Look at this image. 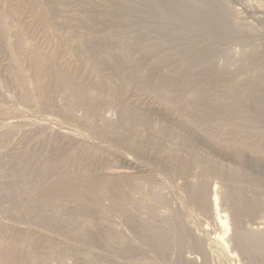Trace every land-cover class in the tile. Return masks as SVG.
<instances>
[{
  "label": "rangeland",
  "instance_id": "1",
  "mask_svg": "<svg viewBox=\"0 0 264 264\" xmlns=\"http://www.w3.org/2000/svg\"><path fill=\"white\" fill-rule=\"evenodd\" d=\"M1 1L0 44L14 47L13 33L23 30L30 44L56 60L55 74L106 98L101 77L118 95L89 116L69 110L65 87L51 98L36 92L21 101L0 50V132L6 134L0 141V264H264L263 240L256 252L234 241L247 233L264 239V0H136V11L119 0L103 7L92 0ZM66 10L93 18L92 42L73 49L72 37L89 29L73 20L62 34ZM2 20L8 31L15 25L9 36L2 34ZM192 92L197 97L185 108ZM246 93L257 103L245 101ZM125 109L144 121L131 118L122 127ZM228 182L242 197L226 204ZM194 184H206L211 199L220 194V214L230 222L226 238L237 249L228 261L194 247L198 237L204 243L223 234L213 207L197 204ZM246 198L252 210L242 209ZM159 230L169 237L162 249Z\"/></svg>",
  "mask_w": 264,
  "mask_h": 264
},
{
  "label": "bare ground",
  "instance_id": "2",
  "mask_svg": "<svg viewBox=\"0 0 264 264\" xmlns=\"http://www.w3.org/2000/svg\"><path fill=\"white\" fill-rule=\"evenodd\" d=\"M1 1V0H0ZM58 0H56V2H57ZM62 1V0H61ZM61 1H58L59 2V4H60V2ZM108 0H92V2L94 3V5H96V6H101V7H103L105 4H106V2H107ZM139 1V0H138ZM53 2H55L54 0H53ZM57 2V3H58ZM119 2H120V4H122L123 6H125V7H132L134 10H135V8H137V7H134V4L136 3V0H119ZM139 2H145L146 4L147 3H153V4H155V2H157V1H155V0H140ZM138 2V4H140ZM1 3H2V1H1ZM63 3L64 4H68V0H63ZM141 3V4H142ZM59 4H57V5H59ZM61 4H62V2H61ZM140 4V5H141ZM172 4V3H171ZM63 5V4H62ZM69 5V4H68ZM68 5H67V7H68ZM142 5H145V4H142ZM150 5H152V4H150ZM157 5H159L160 6V4L159 3H156V6ZM136 6H137V4H136ZM155 6V5H154ZM59 7H61V5L59 6ZM63 7V6H62ZM64 7H65V5H64ZM144 7V6H143ZM146 7V6H145ZM149 7H151V6H149ZM170 7V6H169ZM156 8V7H155ZM159 8H161V15H163V17H169V15L167 16V12L169 13V10L166 12L164 9H162V6L161 7H159ZM64 9V8H63ZM146 9H147V7H146ZM167 9V8H166ZM59 10V9H58ZM61 10H62V8L60 9V11L59 12H61ZM67 10H69V12H71L70 11V9L69 8H67ZM67 10H66V12H67ZM79 10V9H78ZM137 10V9H136ZM135 10V11H136ZM159 10V9H158ZM160 11V10H159ZM63 12H64V10H63ZM65 12V13H66ZM139 12V11H138ZM0 13H1V10H0ZM3 13V12H2ZM62 13V12H61ZM4 14V13H3ZM3 14H0V15H3ZM5 14H6V12H5ZM67 14H69L68 12L66 13V16H64V18L63 19H65V17L67 18L66 20H65V22H64V20L62 21L61 19L59 20L58 18V21L60 22H64L63 24H65V28L66 29H64V27H62L63 28V30H64V32L62 33V34H67L68 35V31H66V33H65V30H68L67 29V27L68 28H70V24H71V22L74 20L75 22H80L81 21V23H83V24H85L86 26H87V28L90 30H87L86 31V33H84V34H82V35H79L78 37H72V45H73V47H71V48H73L74 50L75 49H77V48H81L84 44H86V43H89V42H92L95 38H96V35H95V32H92V27H93V25H95V21L93 20V18H91V17H89V16H85L84 14H82V13H77V14H74V13H72L73 15H67ZM140 14H141V11H140ZM7 15V14H6ZM104 16H106L105 14L103 15V18H105ZM4 17V16H3ZM3 17H2V19H3ZM10 17H8V19H9ZM61 18H62V16H61ZM5 19V18H4ZM6 19H7V16H6ZM8 19H7V21H8ZM0 20H1V18H0ZM5 21V20H4ZM4 21L2 20L1 21V31H2V34L3 35H6V36H9L8 34H9V32L11 33L12 31H13V29H14V31H15V28H14V26L15 25H13L12 26V31H8V28H7V26H6V24H4ZM11 22H12V20H11ZM11 22H10V19H9V22H6L5 21V23H9V26H11L10 24H11ZM58 22V27L60 26V25H62V26H64L62 23H59ZM8 26V27H9ZM18 28V27H17ZM61 28V27H60ZM59 28V29H60ZM9 29H11V28H9ZM59 29H57V31L56 32H61ZM21 30V28L19 29V31ZM62 30V31H63ZM23 32V34H21ZM22 32H19V34H18V32L17 33H13V34H17V36L18 37H16V35H14L15 37H16V39H17V43H15V41H14V43H15V46L13 47L12 45H14L13 43H12V45H9V44H5L4 45V42H3V44H0V50L2 51V56H3V59H4V64L6 65V67H5V69L4 70H6L5 71V73H7V75L5 74V76L6 77H8V79H9V81H11V84H13L14 85V88H15V90L18 92V94L19 95H17V97L19 96V100H21V101H24V102H28L29 100H31V98H32V96H33V94H35L36 92L37 93H40V94H43V96H48L49 98H51V97H53V96H56V94H57V92H56V90H58V89H61V88H63V87H65L64 89H66L67 90V92H69L70 91V93H69V97H70V101H69V103H68V105H67V107L69 106V110L71 109L72 110V108H75V109H79L80 111H82V112H84L83 114H87L88 116L89 115H92V114H95V113H98V112H101V111H104L105 109H107V107H109V104H110V102L115 98V96L116 95H118V90L116 89V87L113 85V83L111 82V81H108L107 79H104V78H101L100 76V78L98 79V82L100 83V84H102L104 87H105V90H107V93H108V97H106V98H104L102 95H100L99 93H97V92H93L90 88H85V87H82V86H79L77 83H75V82H73L69 77H64V75H62V74H58L57 75V73L55 74L54 73V69L52 68V66H54V63H56V60H55V62H53V60H49L50 59V56L47 58L46 56H45V54H43L42 53V48L40 47V49L38 48L39 46H34L35 44H34V42H33V44L34 45H32V44H30L29 43V40H28V36L26 37L25 35H24V33H25V31H23L22 30ZM55 32V33H56ZM59 34H61V33H59ZM61 34V35H62ZM56 35V34H55ZM67 35H65V36H67ZM70 35V34H69ZM30 37V36H29ZM57 37V36H56ZM56 37H55V40H56ZM59 37H61V36H59ZM59 37H57V40H58V42H57V44H54V45H56V46H58V48H59V45H58V43H60V41H59ZM71 37V36H70ZM103 37V36H102ZM101 37V38H102ZM9 38V37H8ZM11 38V37H10ZM9 38V39H10ZM61 38H63V35H62V37ZM60 38V39H61ZM30 39V38H29ZM64 39H66L67 41L68 40H71V39H68L67 37H65ZM106 39L107 38H105V36H104V41H106ZM63 40V39H62ZM10 40H8V42H9ZM13 42V41H12ZM55 42V41H54ZM53 42V43H54ZM62 42V44L61 45H64L65 44V40H64V43H63V41H61ZM71 42L69 41V42H66V44L67 43H70L71 44ZM56 43V42H55ZM130 44V43H129ZM129 44H128V46H129ZM38 45V44H37ZM68 45V44H67ZM65 46V45H64ZM56 48V47H55ZM60 48H61V50L60 51H63L62 50V46H60ZM65 48V47H64ZM67 49V48H66ZM66 51V50H65ZM68 51V50H67ZM24 54V55H23ZM25 54H27V56H28V58H27V62H25V60H24V62H25V64H24V62H23V64H22V58L23 57H25V59H26V55ZM22 55H23V57H22ZM24 59V58H23ZM52 59V58H51ZM53 63H52V62ZM1 63V62H0ZM27 63V64H26ZM3 65V63L2 64H0V68H1V66ZM23 65H28L27 67H28V70H29V72L28 71H26L25 70V67H23ZM4 67V66H3ZM2 67V68H3ZM137 68V67H136ZM132 69H134V67L132 66ZM138 69V68H137ZM136 69V70H137ZM28 72V74L29 75H31V76H33V78L34 79H32V81H31V83L33 82V84H30V82H29V80H30V78L29 77H31V76H29L28 74V78H29V80H28V78H27V76H26V72ZM133 71H135V70H133ZM136 72V71H135ZM36 77H37V79H36ZM38 78H41V81H40V79L38 80ZM36 79V80H35ZM35 80V81H34ZM38 81V82H37ZM29 83V84H28ZM13 85H11V86H13ZM232 85V84H231ZM234 87V86H233ZM232 87V88H233ZM32 90H31V89ZM231 88V87H230ZM245 90V89H244ZM33 91V92H32ZM238 92V91H237ZM249 92V91H248ZM241 93V92H240ZM239 93V94H240ZM245 93V91L244 92H242V94H244ZM238 94V95H239ZM242 94H240L241 96H243ZM247 94V93H246ZM244 95V97H246L245 99V101H247L248 100V102L249 101H251V102H253V103H257V101H255L257 98H255V99H253V97H251V95L249 96L248 94L247 95ZM66 95V94H65ZM240 95L239 96H236L235 95V97H237L236 99H237V101H241V99L239 98L240 97ZM253 96V95H252ZM63 97V95L61 96V98ZM189 97V98H188ZM187 98V100H186V105H187V107H185V108H188L189 107V104L193 101V103H194V100L196 99V93H194V92H192V94L191 95H189ZM233 97H234V95H233ZM233 97H232V100H233ZM235 97H234V99H235ZM256 97V96H255ZM64 98V100H65V96L63 97ZM167 98H169V97H167ZM243 98V97H242ZM239 99V100H238ZM231 100V101H232ZM63 101V100H62ZM235 101V100H234ZM239 101V102H240ZM233 102V101H232ZM241 102H243V101H241ZM240 102V103H241ZM235 103V102H234ZM236 103H238V102H236ZM239 104V103H238ZM259 105V104H258ZM261 105V104H260ZM234 106H236V104H234ZM238 106V105H237ZM256 106V105H255ZM3 107V106H2ZM1 107V108H2ZM5 107V106H4ZM233 107V106H232ZM1 108H0V110H1ZM65 109V110H64ZM5 110V109H4ZM63 110L64 111H66V112H68L67 110H68V108H67V110H66V107L64 106L63 107ZM62 110V111H63ZM187 110V109H186ZM185 110V111H186ZM190 110V109H189ZM122 111H124V113H122L123 114V116H120L121 117V120H119L120 121V124L122 125V127H128L129 125H127L128 123V121L131 119V118H133L134 120H140L141 122H143L140 118H142V117H140V116H137L138 114H132V111L131 112H129V110H127V109H125V110H122ZM188 111V110H187ZM3 112V110H1L0 111V114ZM11 113L12 112H14V111H10ZM9 113V112H8ZM16 113V112H15ZM104 113V112H103ZM3 114V113H2ZM4 114L6 115L7 113L6 112H4ZM17 114V113H16ZM65 114H68V113H64V115ZM19 115V114H18ZM105 115V114H104ZM3 116V115H2ZM13 117V116H12ZM15 117H16V115H15ZM106 117V116H105ZM3 119V118H2ZM106 119V118H105ZM119 119V118H118ZM132 119V120H133ZM145 119V118H144ZM11 120V119H10ZM12 121V120H11ZM131 121V120H130ZM139 121V122H140ZM136 122H138V121H136ZM140 122V123H141ZM17 123H18V120H17ZM110 124V123H109ZM11 125H13V124H11ZM111 125V124H110ZM113 126V125H112ZM120 126V125H119ZM3 127V126H2ZM14 127V126H13ZM12 127V128H13ZM121 127V126H120ZM125 127V128H126ZM1 129V128H0ZM4 129V128H3ZM7 129V128H6ZM5 129V130H6ZM109 129V128H108ZM7 131H8V129H7ZM3 132V131H2ZM6 134H4V133H1L0 132V141H1V143H2V139L4 140V139H6ZM5 141V140H4ZM154 171V170H153ZM187 178V177H186ZM128 180V179H127ZM232 180V179H231ZM123 181H125V180H123ZM225 181V180H224ZM229 181V180H228ZM118 182V181H117ZM116 181H115V183H116V185L118 184ZM120 182V181H119ZM232 182V181H231ZM115 183H113V185H115ZM129 183V182H128ZM193 183V182H192ZM199 183V182H198ZM225 183V182H224ZM226 183H227V181H226ZM233 183V182H232ZM200 184V183H199ZM228 184H229V182H228ZM115 185V186H116ZM125 185V184H124ZM123 185V186H124ZM195 185V184H194ZM206 185V184H205ZM205 185H199V186H197L196 187V185H195V188L192 190L193 192H194V195L195 196H193L195 199H197V204L199 205V204H201V206L200 207H202L203 208V206H204V208L205 207H207L208 206V208L210 209L211 208V206L213 207V210H214V219H215V225H218L221 229H223L222 231H223V234L221 233H217L216 232V234L214 233V235H213V237L212 238H210V240H209V242H206L205 240V242L204 243H206V244H204L203 242L202 243H200V242H198V239H199V237H198V239L194 242V240H193V242H194V247L195 248H197L198 250H200V251H203L204 252V255H206L207 256V254L208 253H210V255L211 254H213V256L215 255V257L216 258H220L221 260H230V259H232V256L234 255H232V253H233V251H231V250H237L236 248H230L229 247V245H231L232 246V244L230 243L231 241L229 240V239H227L226 238V236H227V231H228V228H229V226H230V222H229V220L226 218V217H224L223 215H225V214H223L222 213V211H221V209H219V197L218 196H220V194L218 195L217 193H215V195H214V198L213 199H211V196H208V187H205ZM101 186V185H100ZM114 186V187H115ZM118 186V185H117ZM117 186H116V188H117ZM122 186V187H123ZM193 186V185H192ZM113 187V186H112ZM121 187V188H122ZM224 187H225V185H224ZM176 188V187H175ZM207 188V189H206ZM179 189V188H178ZM227 189V192L224 194L225 196H224V203H230V201L232 200V198H234V196H236V195H239V192L241 191L240 189H236V187L234 186V185H232V184H229V185H227L226 184V188H225V190ZM115 190V189H114ZM120 191H121V189H120ZM119 189H118V191H116L118 194H117V196H119V197H122V195L121 194H119ZM181 192H182V190H181ZM192 192V193H193ZM113 194L112 195H114V192H112ZM120 193H122V192H120ZM177 193V192H176ZM185 194V193H184ZM190 194V193H189ZM178 195V194H177ZM176 195V196H177ZM239 196H241V195H239ZM245 196V195H244ZM246 196H248V195H246ZM113 197V196H112ZM118 197V198H119ZM153 197V196H152ZM157 197V196H156ZM155 197V198H156ZM242 197V196H241ZM241 197H239V198H241ZM117 198V199H118ZM209 198H210V201H208L209 200ZM222 198V197H221ZM245 198V197H244ZM124 199V198H123ZM154 199V198H153ZM183 199V198H182ZM243 199V198H242ZM247 199V198H246ZM125 200V199H124ZM123 200V203L124 202H126V201H124ZM149 200V198L147 199V201ZM223 200V199H222ZM150 201H152L151 200V198H150ZM157 198H156V200H155V204L157 203ZM183 201V200H182ZM115 202V201H114ZM117 203L119 202L120 203V205H121V198H120V201H116ZM153 202V201H152ZM184 202H185V200H184ZM199 202V203H198ZM209 202H211V203H209ZM113 203V202H112ZM116 203V204H117ZM147 203V202H146ZM151 203V202H150ZM186 203V202H185ZM223 203V202H222ZM245 204H244V207H242V209L243 208H247V209H243L244 211H246V210H252V207L254 206V203H252V200L250 199L249 200V198L247 199V201L245 200V202H244ZM152 204V203H151ZM150 204V205H151ZM154 204V205H155ZM149 205V204H148ZM192 205H193V203H192ZM256 205V204H255ZM197 206V205H196ZM210 206V207H209ZM152 208V207H151ZM193 208V207H192ZM195 209V208H194ZM206 209V208H205ZM204 210V209H203ZM208 210V209H207ZM243 210H239V211H243ZM187 211V210H186ZM189 211V210H188ZM205 211V210H204ZM200 212V211H199ZM188 213V212H187ZM203 213V212H202ZM223 214V215H221V214ZM241 214H243L242 212H241ZM246 214H247V212H246ZM239 215H240V212H237V213H235V219L234 220H236L237 218L239 219ZM234 217V216H233ZM193 218V217H192ZM190 219V218H189ZM192 220H195V219H192ZM195 222V221H194ZM199 222V221H198ZM234 222V221H233ZM237 222V221H236ZM236 222H234L233 224L234 225H236V224H238V223H236ZM132 223V222H131ZM214 223V222H213ZM135 224H137V222L135 223ZM132 225H134V224H132ZM217 227V226H216ZM240 227V226H239ZM238 227V228H239ZM206 228V227H205ZM141 229V228H140ZM140 229L138 228L137 230H139L140 231ZM160 229H162V228H160ZM202 229H204V228H202ZM202 229H200V230H202ZM143 230V229H142ZM151 230V229H150ZM150 230H147L148 232L150 231ZM158 230V229H157ZM194 230H196V229H194ZM206 230V229H205ZM217 230V229H216ZM234 230V229H233ZM241 230V229H240ZM146 231V232H147ZM159 231H161V230H159ZM159 231H157V232H159ZM137 232V231H136ZM146 233V234H150V233ZM162 232V235L161 234H159L158 233V235H154L155 236V238H158V239H156V241L158 242V244L160 245H162V244H164V241H165V235H167V238H169L168 237V234L166 233L165 235H164V231H161ZM160 232V233H161ZM166 232V231H165ZM197 232V231H196ZM203 232V231H202ZM214 232V231H213ZM212 232V233H213ZM241 232V231H240ZM135 233V232H134ZM145 233V232H144ZM152 233H154L153 232V230H152ZM199 233V232H198ZM201 233V232H200ZM206 233V232H205ZM236 233V232H235ZM238 233L239 232H237V234L236 235H238ZM138 234V233H137ZM155 234V233H154ZM157 234V233H156ZM207 234V233H206ZM233 234H234V232H233ZM251 234V233H250ZM260 234V233H259ZM259 234L257 233V235L259 236ZM86 235H87V233H86ZM84 236V237H86L87 238V236H89V235H87V236ZM144 235V234H143ZM153 235V234H152ZM152 235H151V238H152ZM196 235V234H195ZM200 235V234H199ZM208 235V234H207ZM252 235H254V234H252ZM257 235H255V237H252L251 235V237L248 235V233H247V235L245 234V236H238V238H236V240H234L236 243H237V245H239L238 246V248H240V247H249L250 248V251H252V252H256L257 250H259L260 249V247H261V240H263L264 241V239H262V238H257L256 236ZM170 236V235H169ZM202 236V235H201ZM115 237H117V236H115ZM146 237V236H145ZM144 237V238H145ZM197 237V236H196ZM85 238V239H86ZM118 238V237H117ZM182 238V237H181ZM195 238V237H194ZM150 239V238H149ZM201 239H203V236H202V238ZM200 239V240H201ZM205 239V238H204ZM234 239V238H233ZM152 240V239H151ZM199 240V241H200ZM232 240V239H231ZM233 241V240H232ZM233 241V242H234ZM86 242H88V240H86ZM4 244V242H0V247H2L1 245L2 244ZM91 243H93V240L91 241ZM90 241H89V246H90ZM150 243V242H149ZM154 243H156V242H154ZM171 243V242H170ZM87 245H88V243H86ZM152 244V243H151ZM264 244V243H263ZM5 245V244H4ZM3 245V246H4ZM92 245V244H91ZM150 245V244H149ZM153 245V244H152ZM158 245V247H157V245L155 244V246H156V248H160V246ZM168 245V244H167ZM166 244L164 245V246H167ZM193 247V248H194ZM153 248H154V246H153ZM165 248L166 247H164L163 249V251L164 252H167L166 250H165ZM161 249H162V246H161ZM160 249V250H161ZM167 249V248H166ZM231 249V250H230ZM158 250V249H157ZM238 250H240V249H238ZM244 250V249H243ZM243 250H241L243 253H244V251ZM199 252V251H198ZM236 253V252H235ZM246 253H248V251H246ZM264 254V253H263ZM263 254L260 256V257H262L263 256ZM205 256V257H206ZM209 256V255H208ZM204 257V258H205ZM210 257H212V256H210ZM235 257V256H234ZM236 257H237V255H236ZM193 258H195V257H193ZM203 258V259H204ZM208 258V257H207ZM219 259V260H220ZM236 259V258H235ZM263 259V257L261 258V262L263 261L262 260ZM193 260H195V259H193ZM209 260V259H208ZM253 260V259H252ZM210 261H211V259H210ZM232 261V260H231ZM256 261V260H255ZM43 262V261H42ZM223 262V261H222ZM132 263V262H131ZM133 263H135V262H133ZM151 263V262H150ZM149 263V264H150ZM211 263V262H210ZM209 263V264H210ZM42 264V263H41ZM229 264V263H228ZM258 264V263H257ZM261 264V263H260Z\"/></svg>",
  "mask_w": 264,
  "mask_h": 264
}]
</instances>
